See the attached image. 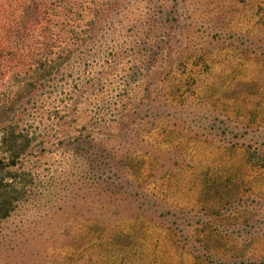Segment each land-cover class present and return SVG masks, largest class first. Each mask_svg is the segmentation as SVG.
<instances>
[{
  "label": "rangeland",
  "instance_id": "374dc122",
  "mask_svg": "<svg viewBox=\"0 0 264 264\" xmlns=\"http://www.w3.org/2000/svg\"><path fill=\"white\" fill-rule=\"evenodd\" d=\"M77 2L50 80L2 74L0 264H264V0Z\"/></svg>",
  "mask_w": 264,
  "mask_h": 264
},
{
  "label": "trees",
  "instance_id": "16d2710c",
  "mask_svg": "<svg viewBox=\"0 0 264 264\" xmlns=\"http://www.w3.org/2000/svg\"><path fill=\"white\" fill-rule=\"evenodd\" d=\"M44 1L19 0L18 7V5L13 6L12 2L0 0V81L5 78L2 74L8 72L11 67L16 71L13 78L14 82L20 86V90H37L42 87V83L51 79L63 53L62 48H54L57 40L64 39V33L60 34L57 28L64 24L72 25L70 15H73V11L79 7L77 0ZM5 17H8L6 21H4ZM38 30L40 33L37 32ZM69 33L74 38L80 37L74 28ZM29 40L39 41L44 46L42 53H36L31 60L33 63H28L24 68L9 66L7 61L15 60L12 57L21 56L19 49L16 48L15 51L13 46L25 44ZM69 52L71 51L67 50L66 54ZM1 129L0 145L4 153L8 155L5 159H11L14 162L24 151V148L17 146V143L21 141L19 132L11 124ZM89 167L100 170L103 164L96 162ZM5 181V178L0 179V219L10 216L14 209L13 203L16 201L13 199L14 192L7 190L10 184Z\"/></svg>",
  "mask_w": 264,
  "mask_h": 264
}]
</instances>
